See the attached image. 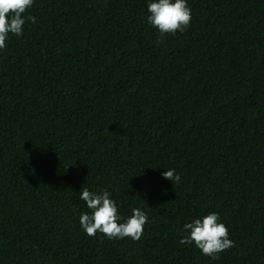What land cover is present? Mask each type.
<instances>
[{"label": "trees", "instance_id": "obj_1", "mask_svg": "<svg viewBox=\"0 0 264 264\" xmlns=\"http://www.w3.org/2000/svg\"><path fill=\"white\" fill-rule=\"evenodd\" d=\"M150 2L34 0L0 49V264H264V0H187L163 38ZM82 187L141 239L88 236ZM213 211L216 260L180 243Z\"/></svg>", "mask_w": 264, "mask_h": 264}, {"label": "clouds", "instance_id": "obj_2", "mask_svg": "<svg viewBox=\"0 0 264 264\" xmlns=\"http://www.w3.org/2000/svg\"><path fill=\"white\" fill-rule=\"evenodd\" d=\"M34 0H0V49L6 48L9 34L23 35V26L26 21L36 23V18L28 13ZM147 22L157 29L161 38L166 35H175L184 32L189 27L192 16L187 0H152L148 3ZM163 42V39H161ZM164 179L179 184L180 175L175 169H168L162 173ZM80 199L83 200L90 213L80 215V225L90 237H95L99 232L109 240H122L131 238L139 241L148 223V216L140 208H133L131 215L124 219L118 212L116 202L110 198L107 190L97 193L82 187ZM217 212H210L202 218L195 219L183 225V238L181 244H195L201 253L216 260L220 253L234 247V242L229 238V231L225 224L219 222Z\"/></svg>", "mask_w": 264, "mask_h": 264}]
</instances>
